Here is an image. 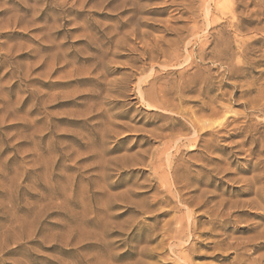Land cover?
Masks as SVG:
<instances>
[{
    "label": "rangeland",
    "instance_id": "rangeland-1",
    "mask_svg": "<svg viewBox=\"0 0 264 264\" xmlns=\"http://www.w3.org/2000/svg\"><path fill=\"white\" fill-rule=\"evenodd\" d=\"M213 1L0 0V264H264V0Z\"/></svg>",
    "mask_w": 264,
    "mask_h": 264
},
{
    "label": "bare ground",
    "instance_id": "bare-ground-1",
    "mask_svg": "<svg viewBox=\"0 0 264 264\" xmlns=\"http://www.w3.org/2000/svg\"><path fill=\"white\" fill-rule=\"evenodd\" d=\"M226 0H214L213 2V4L217 7L218 5H219V3H223V2H225ZM261 6H262V4H261ZM218 8H219V6H218ZM261 10V9H260ZM211 11L212 10H206V13H207V16L208 17H210L209 15H212L211 14ZM228 11V10H227ZM227 13V12H226ZM231 14V13H230ZM210 27V26H209ZM264 29V28H263ZM262 29V30H263ZM261 30V31H262ZM263 33V32H262ZM264 34V33H263ZM262 36V35H261ZM246 39V38H245ZM250 42H249V40H247V42H244V41H242V44L239 46V51H240V56L241 57H243V58H246L245 57V55H244V53H245V51L247 50V47H248V44H249ZM238 44V43H237ZM237 46V47H238ZM240 58V57H239ZM242 59V58H241ZM242 61V60H241ZM237 63V62H236ZM236 63H235V65L233 64H231L230 66H231V69H235V68H238V65H236ZM242 63V65H244L243 64V62H241ZM246 64V63H245ZM239 65H241L240 63H239ZM240 67V66H239ZM245 68V67H244ZM258 99V98H257ZM166 100V99H165ZM259 100V99H258ZM260 101H263V105H264V90L260 87ZM167 106V105H166ZM262 106V105H261ZM261 111V110H260ZM194 124V123H193ZM192 145V144H191ZM167 165H168V169H169V172H170V176H171V174L173 173V176H174V168H173V160L172 159H168L167 158ZM175 178V177H174ZM172 180H173V178H172ZM175 180V179H174ZM174 180H173V182H174ZM182 225V224H181ZM251 263V262H250Z\"/></svg>",
    "mask_w": 264,
    "mask_h": 264
}]
</instances>
